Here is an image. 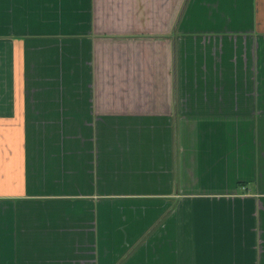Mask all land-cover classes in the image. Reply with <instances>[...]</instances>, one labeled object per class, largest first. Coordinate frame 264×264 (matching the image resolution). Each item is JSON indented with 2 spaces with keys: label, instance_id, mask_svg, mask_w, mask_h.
Returning a JSON list of instances; mask_svg holds the SVG:
<instances>
[{
  "label": "crops",
  "instance_id": "crops-1",
  "mask_svg": "<svg viewBox=\"0 0 264 264\" xmlns=\"http://www.w3.org/2000/svg\"><path fill=\"white\" fill-rule=\"evenodd\" d=\"M178 9L0 0V264H264V0Z\"/></svg>",
  "mask_w": 264,
  "mask_h": 264
},
{
  "label": "rangeland",
  "instance_id": "rangeland-1",
  "mask_svg": "<svg viewBox=\"0 0 264 264\" xmlns=\"http://www.w3.org/2000/svg\"><path fill=\"white\" fill-rule=\"evenodd\" d=\"M184 0H172V5H173V11L178 9V7H181V4H183ZM178 12L180 11V9L177 10Z\"/></svg>",
  "mask_w": 264,
  "mask_h": 264
}]
</instances>
